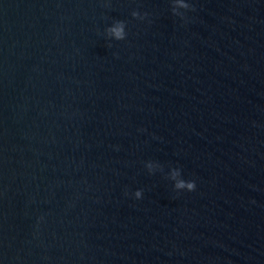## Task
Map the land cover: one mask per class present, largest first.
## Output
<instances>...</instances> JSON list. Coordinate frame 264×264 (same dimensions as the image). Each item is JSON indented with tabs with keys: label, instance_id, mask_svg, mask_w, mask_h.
<instances>
[{
	"label": "water",
	"instance_id": "water-1",
	"mask_svg": "<svg viewBox=\"0 0 264 264\" xmlns=\"http://www.w3.org/2000/svg\"><path fill=\"white\" fill-rule=\"evenodd\" d=\"M185 2L0 0V264H264V0Z\"/></svg>",
	"mask_w": 264,
	"mask_h": 264
},
{
	"label": "clouds",
	"instance_id": "clouds-1",
	"mask_svg": "<svg viewBox=\"0 0 264 264\" xmlns=\"http://www.w3.org/2000/svg\"><path fill=\"white\" fill-rule=\"evenodd\" d=\"M177 7L183 8L185 10H194L192 9L191 5L189 3H186L185 0H172V12L174 15L176 16H180L183 19V13H178L176 11ZM147 15V14H145ZM132 16L134 18H140L143 19L142 17H140V14L138 12H132ZM125 27L126 24L124 21H115L114 24H112V26L108 27L105 31L106 33L114 38L117 41L120 40H124L126 38V31H125ZM150 167V166H149ZM181 170L178 169H174L173 171V179L175 178L176 175L180 174ZM196 188V183L195 181H186L184 179H180L175 181L174 183V189L177 191L180 190H187L189 192L194 191ZM142 190H136L134 193V197L136 199H141L142 198Z\"/></svg>",
	"mask_w": 264,
	"mask_h": 264
}]
</instances>
